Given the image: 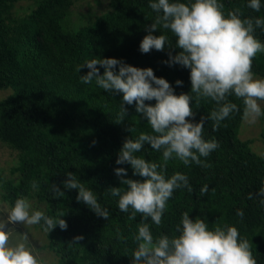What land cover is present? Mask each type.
Here are the masks:
<instances>
[{
	"label": "trees",
	"instance_id": "trees-1",
	"mask_svg": "<svg viewBox=\"0 0 264 264\" xmlns=\"http://www.w3.org/2000/svg\"><path fill=\"white\" fill-rule=\"evenodd\" d=\"M76 1L0 0V90L11 91L0 99V142L18 155L11 169L16 176L0 178L1 200L10 208L17 198L26 197L33 203L32 210L53 218L63 214L66 230L57 225L47 233L43 222L36 225L46 234L45 248L56 255L58 264H131L137 247L134 236L142 222L149 224L154 237H171L178 235L176 229L184 212L192 219H204L210 230L218 225L236 227L241 238L252 245L256 264H264V206L256 195L264 188V155L251 148L250 140L239 138L244 118L242 99L227 97L239 111L214 129V121L208 117L218 105L191 92L190 69L166 63L170 52L175 55L181 51L176 37L158 28L153 35L169 37L164 50L152 49L146 54L139 50L157 15L149 6L152 0H107V11L87 20L82 19L89 14H78L72 21L71 8ZM20 2H28L30 10L20 13ZM219 2L225 14L239 9L242 18L264 19V0H260L258 12L247 6L249 0ZM254 35L264 43V28L257 27ZM94 58H116L134 67H150L157 77L169 82L175 95L192 96L194 116L189 119L195 123L204 118V138L219 143L207 158H201L210 167L195 163L186 167L179 160L169 161L166 176L177 171L187 175L193 190L173 192L159 226L139 213L134 220L129 219L131 210L120 211L119 198L110 193L113 187L122 191L126 187L115 175L116 168L126 169L124 178L143 179L133 175L129 164H117L116 160L126 139L152 130L134 104L123 103L121 93L106 92L95 81L81 82L80 76L89 69L82 67L77 72V66ZM97 68L103 74V68ZM252 71L264 78V53L253 59ZM177 80L182 81L181 86ZM121 106L127 111L117 123ZM262 139L264 142V134ZM137 155L149 162H162V153L147 143ZM68 173L94 192L109 212L107 219L77 201L76 189L64 187ZM53 185L64 195L54 197ZM204 185L208 191L201 195ZM249 194L253 199H248ZM237 210L244 212L243 218L237 216Z\"/></svg>",
	"mask_w": 264,
	"mask_h": 264
},
{
	"label": "clouds",
	"instance_id": "clouds-1",
	"mask_svg": "<svg viewBox=\"0 0 264 264\" xmlns=\"http://www.w3.org/2000/svg\"><path fill=\"white\" fill-rule=\"evenodd\" d=\"M150 8L157 13L154 22L147 27V35L139 44L142 53L152 49L163 51L169 43L167 35H153L155 30L170 31L176 37V47L181 51L172 55L166 62L179 64L190 69L191 92L198 98H210L218 108L208 117L214 121L213 128L233 112L239 111L235 103L227 97L234 95L242 99L244 118L250 123L264 115L259 101H264V78L254 77L253 59L258 53H264V43L254 35L257 27L264 28V19L242 18L239 9L224 12V5L219 0H152ZM254 11L261 8L260 0H249L247 5ZM97 65L103 68L100 73ZM87 67L89 71L80 76L84 84H95L106 92L122 94L124 104L135 105L137 113L146 118L151 133H140L136 139H126L119 151L116 163L129 164L133 175L142 180L124 178L126 169L116 168L115 175L120 177L121 184L126 185L110 189L112 196L118 197V208L129 212V219H135L139 213L144 220L151 219L159 226L167 203L173 192L186 188L193 189L188 176L177 171L166 176L167 165L176 159L183 165L192 163L201 167H210L201 158H207L218 147L215 139L204 138V118L193 123L189 118L194 116L189 94L175 95L172 86L164 78L157 77L150 67L139 68L125 64L116 58H99L85 61L78 65L76 71ZM118 69V70H117ZM177 86L182 81H176ZM155 103H145L152 101ZM122 110L116 120L121 122L126 114ZM145 143L162 153V162H149L137 155ZM64 182L67 189L78 191L77 201H82L96 215L107 219L109 212L98 202L92 190L86 188L73 173L67 174ZM37 183L33 181L32 188ZM208 187H201V195L207 193ZM54 197L63 196L59 187L52 186ZM260 204L264 206V188L256 193ZM248 199H253L249 194ZM7 221L24 225H38L43 222L45 232L57 225L66 230L64 219L53 218L43 211L32 210L26 197L17 198L14 204L5 211ZM237 216L243 218L244 212L237 210ZM5 221L0 223V264H41L32 249L25 243L27 234L21 241L11 243V234L5 230ZM178 235H160L154 237L150 226L142 222L137 229L134 240L137 243L132 254L131 264H256L252 254V245L247 238H241L238 229L231 225L216 226L209 229L204 219L189 217L184 212L176 229ZM82 237H76V240Z\"/></svg>",
	"mask_w": 264,
	"mask_h": 264
},
{
	"label": "rangeland",
	"instance_id": "rangeland-1",
	"mask_svg": "<svg viewBox=\"0 0 264 264\" xmlns=\"http://www.w3.org/2000/svg\"><path fill=\"white\" fill-rule=\"evenodd\" d=\"M28 2H20L17 4V9L20 13H26L30 10ZM71 20L75 21L78 14H89L82 20L91 19L95 14L107 11V0H77L72 6ZM256 78H261L254 75ZM263 78V77H262ZM10 89L0 90V99L10 93ZM262 111L264 110V101H259ZM264 134V116L259 117L255 123H250L243 118L239 128V138L242 140H250L251 148L258 154L264 155V142L262 136ZM18 155L14 150L0 142V178H14L16 175L11 172V169L17 164ZM1 191V180H0ZM33 209V203L30 201ZM7 205L0 198V211L8 210ZM7 213L0 212V223L5 221V230H9L11 234V243H16L22 240L23 235L27 234L28 239L25 243L32 249L41 264H58L56 255L45 248L47 243L46 234L36 225H24L22 223H12L7 221Z\"/></svg>",
	"mask_w": 264,
	"mask_h": 264
}]
</instances>
